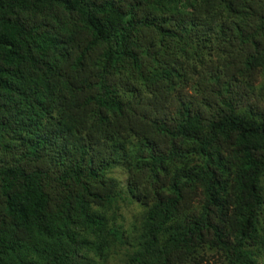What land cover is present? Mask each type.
<instances>
[{
	"label": "trees",
	"instance_id": "trees-1",
	"mask_svg": "<svg viewBox=\"0 0 264 264\" xmlns=\"http://www.w3.org/2000/svg\"><path fill=\"white\" fill-rule=\"evenodd\" d=\"M259 261L264 0H0V264Z\"/></svg>",
	"mask_w": 264,
	"mask_h": 264
},
{
	"label": "rangeland",
	"instance_id": "rangeland-1",
	"mask_svg": "<svg viewBox=\"0 0 264 264\" xmlns=\"http://www.w3.org/2000/svg\"><path fill=\"white\" fill-rule=\"evenodd\" d=\"M116 174H117V177L120 179V180H124V175H120V173H118V171H116ZM122 185L124 186V181H123V183H122ZM129 211V212H128ZM128 211H124L123 210V214H124V217H125V219H127V220H129L130 219V217H131V212H130V210H128ZM258 264H264V261H259V263Z\"/></svg>",
	"mask_w": 264,
	"mask_h": 264
}]
</instances>
